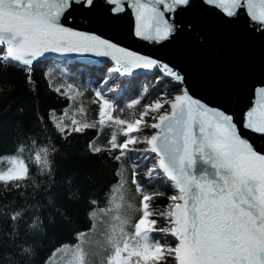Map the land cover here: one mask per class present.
<instances>
[{
    "label": "snow or ice",
    "instance_id": "snow-or-ice-1",
    "mask_svg": "<svg viewBox=\"0 0 264 264\" xmlns=\"http://www.w3.org/2000/svg\"><path fill=\"white\" fill-rule=\"evenodd\" d=\"M73 54L98 82L56 80ZM10 70L28 101L0 154V264H264V0H0L9 95Z\"/></svg>",
    "mask_w": 264,
    "mask_h": 264
},
{
    "label": "trees",
    "instance_id": "trees-1",
    "mask_svg": "<svg viewBox=\"0 0 264 264\" xmlns=\"http://www.w3.org/2000/svg\"><path fill=\"white\" fill-rule=\"evenodd\" d=\"M51 66V65H49ZM43 71V68L38 67L36 69L35 78L37 80V86L39 89V96L41 100V109L42 111L48 107L52 106L57 109L60 108V104L55 100V96L52 92H50L45 84V81L41 78V72ZM79 71L80 77L83 81L91 80L93 82H98L101 78V75L97 71H91L87 72L86 68L80 66V67H74L70 70L63 68L58 63H55V66L53 68V76L56 77V80L59 81L62 73H73ZM9 80H11L16 85V90L9 95L8 91L5 89H0V101L3 100L5 96H9L10 101L12 102V108L9 110L6 117L0 118V154H3L6 150V148L11 147V138H12V122L16 119H19L20 117L17 115L16 112V106L21 103H26L28 101L27 97H21V93L19 92L20 87L22 86V77L18 72L15 70H10V76L8 77ZM141 81H144L146 77H140ZM150 79V78H148ZM97 86L96 83L91 84L89 91L85 93L86 97L91 96V87ZM131 95V94H128ZM87 102V101H86ZM2 106V105H0ZM93 108L94 106L89 105V119L93 118ZM26 123L31 124V113L28 112L26 116L24 117ZM110 132V129H104L102 135L98 138L99 141H103L105 137L108 136ZM91 132L89 135L81 136L79 139L74 141V147L71 150V152L68 154V156L61 157L60 163H61V170L62 172L73 168L78 167L81 163V157L77 155V153L81 152L85 149V145L87 143V140L90 138ZM25 159H27V152L24 153ZM7 161L6 160H0V169L6 168ZM107 221L106 216H101L96 220V233L92 234L93 240L98 238V233L100 231H103L105 227V222ZM79 227L86 228L90 225L85 222L83 219L80 221ZM71 259L70 253H66L65 251H57L53 252L51 254V258L49 261V264H69V260Z\"/></svg>",
    "mask_w": 264,
    "mask_h": 264
},
{
    "label": "water",
    "instance_id": "water-1",
    "mask_svg": "<svg viewBox=\"0 0 264 264\" xmlns=\"http://www.w3.org/2000/svg\"><path fill=\"white\" fill-rule=\"evenodd\" d=\"M151 46H145L143 47L141 50L144 52H148L150 51ZM94 57H91L89 55H85V56H77L75 54H73L72 57H65V58H61L57 61H55V63H58L59 65L62 64L64 65L67 69L68 68H73V67H84L86 69H93L94 67H98L99 65H93L91 62L94 60Z\"/></svg>",
    "mask_w": 264,
    "mask_h": 264
},
{
    "label": "rangeland",
    "instance_id": "rangeland-1",
    "mask_svg": "<svg viewBox=\"0 0 264 264\" xmlns=\"http://www.w3.org/2000/svg\"><path fill=\"white\" fill-rule=\"evenodd\" d=\"M98 69H99V67H96V68L93 69V71H98Z\"/></svg>",
    "mask_w": 264,
    "mask_h": 264
}]
</instances>
